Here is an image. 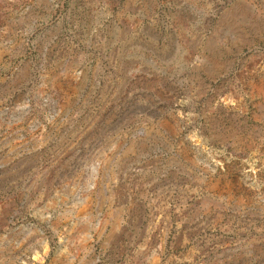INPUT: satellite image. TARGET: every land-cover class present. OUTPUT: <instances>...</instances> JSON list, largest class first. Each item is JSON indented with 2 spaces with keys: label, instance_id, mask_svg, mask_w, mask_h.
<instances>
[{
  "label": "rangeland",
  "instance_id": "obj_1",
  "mask_svg": "<svg viewBox=\"0 0 264 264\" xmlns=\"http://www.w3.org/2000/svg\"><path fill=\"white\" fill-rule=\"evenodd\" d=\"M0 264H264V0H0Z\"/></svg>",
  "mask_w": 264,
  "mask_h": 264
}]
</instances>
